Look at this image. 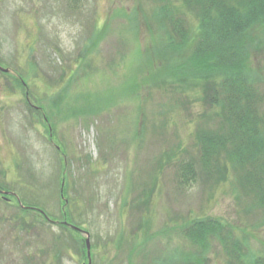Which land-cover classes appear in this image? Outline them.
<instances>
[{"label": "rangeland", "instance_id": "rangeland-1", "mask_svg": "<svg viewBox=\"0 0 264 264\" xmlns=\"http://www.w3.org/2000/svg\"><path fill=\"white\" fill-rule=\"evenodd\" d=\"M161 5L0 0V264H87V237L91 264H228L217 240L202 253L178 234L206 216L264 256V207L238 172L215 181L198 165L199 134L223 131L222 72L182 81L157 75L155 53L146 64L171 28ZM179 15L194 35L196 11ZM247 69L264 93V35ZM188 160L196 178L180 185Z\"/></svg>", "mask_w": 264, "mask_h": 264}, {"label": "trees", "instance_id": "trees-1", "mask_svg": "<svg viewBox=\"0 0 264 264\" xmlns=\"http://www.w3.org/2000/svg\"><path fill=\"white\" fill-rule=\"evenodd\" d=\"M81 1L67 0L73 8ZM187 9L196 11L194 35L179 15L184 16ZM157 10L171 26L166 42L145 55L146 64L155 62L153 53L161 58L158 76L178 75L182 81H194L215 71L223 74V79L213 85L211 98L220 110L219 127L223 131L199 134V167L215 181L227 178L230 167L238 172L251 205L264 207V93L255 84L259 79L247 69L252 38L257 33L264 35V0H182L179 7L162 0ZM203 80L199 79V84ZM176 178L180 185L195 180L193 160L179 163ZM40 213L51 221L46 212ZM178 234L202 253L208 252L213 239L217 240L228 264H264V256H249L234 230L219 218H194L181 225Z\"/></svg>", "mask_w": 264, "mask_h": 264}, {"label": "water", "instance_id": "water-1", "mask_svg": "<svg viewBox=\"0 0 264 264\" xmlns=\"http://www.w3.org/2000/svg\"><path fill=\"white\" fill-rule=\"evenodd\" d=\"M71 227L75 230H81L80 228L73 226V225H71ZM85 246H86V254H87V258H88V264H91L90 242H89L88 237L85 239Z\"/></svg>", "mask_w": 264, "mask_h": 264}]
</instances>
